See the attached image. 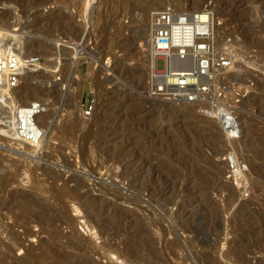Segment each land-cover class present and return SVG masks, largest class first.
<instances>
[{"label": "rangeland", "instance_id": "obj_1", "mask_svg": "<svg viewBox=\"0 0 264 264\" xmlns=\"http://www.w3.org/2000/svg\"><path fill=\"white\" fill-rule=\"evenodd\" d=\"M176 2L160 6L211 11L216 48L236 56L217 101L239 115V135L208 104L150 95L156 65L146 33L160 0H0V30L19 35L36 61L0 129V264H86L76 257L95 247L91 264H264V0ZM26 108L38 112L36 125L48 122L27 142L14 117ZM103 124L113 131L102 133ZM129 161L136 173L126 177ZM76 180L104 206L100 218L87 215L93 202L67 209L59 199ZM43 209L57 216L53 227L34 218Z\"/></svg>", "mask_w": 264, "mask_h": 264}, {"label": "built area", "instance_id": "obj_2", "mask_svg": "<svg viewBox=\"0 0 264 264\" xmlns=\"http://www.w3.org/2000/svg\"><path fill=\"white\" fill-rule=\"evenodd\" d=\"M215 28L214 14L209 10L179 12L169 6L152 14L150 53L156 63L155 73L151 76L152 97L174 104L203 102L209 105V111H218L223 104L217 100L226 94L221 91L220 84L226 80L225 74L231 72L221 65L215 67ZM17 36L19 38L7 36L0 30V129L5 127L3 114L14 89L20 84L22 72L27 65L36 62L34 57L25 55L23 42ZM158 60L164 61L162 71L157 68ZM211 112L209 115L218 120ZM17 113L18 136L31 139L35 130L24 122L21 125ZM221 119L227 129L240 134L236 111L231 109ZM261 252H264V240Z\"/></svg>", "mask_w": 264, "mask_h": 264}, {"label": "bare ground", "instance_id": "obj_3", "mask_svg": "<svg viewBox=\"0 0 264 264\" xmlns=\"http://www.w3.org/2000/svg\"><path fill=\"white\" fill-rule=\"evenodd\" d=\"M177 2V4L178 5H180V6H182V4L181 3H183V0H176ZM233 1V2H232ZM161 2H162V0H160V3H159V6H160V4H161ZM227 2H228V4H229V6L231 7V8H236L237 7V4L238 3H236L237 2V0L235 1V0H227ZM174 3V2H173ZM162 5H164V4H162ZM162 5L160 6V7H162ZM165 5H168V4H166V2H165ZM184 5V4H183ZM157 7V6H156ZM156 7H155V9H156ZM160 7L156 10V11H158V10H160ZM168 7V6H167ZM185 7V6H184ZM162 8H164V7H162ZM166 8V7H165ZM178 11V10H177ZM181 12V11H180ZM53 18H55V17H53ZM51 19V18H50ZM150 28L147 30V33H146V37L149 35V37H148V39L150 38V44H149V46H151V40H152V21L150 22ZM246 24V23H245ZM254 26V25H253ZM252 26V27H253ZM142 27H143V25H142ZM247 27V26H246ZM250 27V28H249ZM247 29H249V30H251V26H249ZM246 30V29H245ZM253 30V29H252ZM264 30V29H263ZM241 31V30H240ZM247 32H249V31H247ZM250 33V32H249ZM216 34H217V32H215V42H214V55H213V58H214V64H215V67H216V65H221L222 67H225V69L226 70H228V69H230L232 66H233V63H234V61H235V58L234 57H236V56H232L231 54H229V53H226V52H222L221 51V47L220 48H216V42H217V39H218V37L216 36ZM17 38H19L18 36H16ZM247 39H248V37H247ZM257 41H258V39H257ZM256 41V42H257ZM261 41V40H260ZM148 42V43H149ZM41 43V42H40ZM44 43V42H43ZM22 44V43H21ZM28 44V43H27ZM259 44H264L263 42L261 43V42H259ZM258 44V45H259ZM147 45V44H146ZM222 45V44H221ZM220 46V45H219ZM261 46V45H260ZM263 46V45H262ZM264 47V46H263ZM150 48V47H149ZM146 50V49H145ZM149 50V49H148ZM146 52H148V51H146ZM149 52H150V50H149ZM150 55L153 57V55L150 53ZM150 59V58H149ZM155 60V59H154ZM152 62V61H151ZM35 62H32V63H30L29 65H33ZM234 64H236V61H235V63ZM155 65H156V63H155ZM28 66V65H27ZM155 68H156V66H155ZM32 71V70H31ZM229 71V70H228ZM230 72H231V70H230ZM42 73H43V71H42ZM154 73H155V69H154ZM154 73H153V75H154ZM25 74V73H24ZM44 74H45V72H44ZM44 74H41L40 72H38V73H36V72H30V73H26L25 75H24V77H27V78H30V77H34V76H36V77H39V75H44ZM227 74V73H226ZM229 75V74H228ZM45 76V75H44ZM235 76V75H234ZM22 79V78H21ZM230 82V81H229ZM224 83V82H223ZM229 86V85H228ZM257 97V96H256ZM255 97V98H256ZM254 99V98H253ZM259 99L261 100V99H264L263 98V96H260L259 97ZM255 100V99H254ZM258 100V99H257ZM259 100V101H260ZM259 103V102H258ZM257 103V104H258ZM110 103H108L107 102V104L106 105H109ZM201 102H199L198 104H195V105H199V106H201ZM204 104V103H203ZM253 104V103H252ZM263 104V101H261V105ZM189 105V104H188ZM224 105V104H223ZM227 105V104H226ZM206 106V105H205ZM203 106H201V108H202ZM226 107V106H225ZM252 107V106H251ZM7 108H9L8 106H7ZM229 108V107H228ZM264 108V107H263ZM27 109V112H29V113H24V114H21V119H20V123H21V125H22V123L24 122L25 123V125H27V124H29V128H31V129H33V130H35V132H34V134H33V136H32V138L31 139H29V138H25V137H21V139L23 140V141H32V140H34L35 139V137L37 136V132H39L40 131V128L42 129L43 127L44 128H46L45 127V125L48 123H43V124H39V125H36L35 124V122H36V120H35V116H36V114L38 113V112H36V110L33 108V109H31V108H26ZM25 109V110H26ZM207 109V108H206ZM226 109V108H225ZM225 109L224 108H219L218 109V111L216 110L215 112H211V111H209V112H211V113H213V114H215L214 115V117H219V116H221L224 112H225ZM209 110V109H208ZM228 111V110H227ZM7 114V113H6ZM9 114L10 113H8V116H9ZM220 114V115H219ZM226 114H229L228 112L226 113ZM6 116V118H7V115H5ZM15 117V116H14ZM10 118H12L11 117V115H10ZM105 120H107V119H102V122H104ZM14 121H15V119H14ZM221 121H222V119H221ZM221 121H219V122H221ZM16 122V121H15ZM52 122V121H51ZM106 122V121H105ZM54 123V122H53ZM76 123V122H75ZM222 123V122H221ZM49 125V124H48ZM71 125V124H70ZM74 125H77V124H73L72 125V127H70V128H74L75 126ZM104 126H101L100 127V131L102 132V133H106L107 131H113V129L111 128V127H108V126H106L105 124H103ZM66 126H68V124L66 125ZM65 126V127H66ZM27 127V126H26ZM43 128V129H44ZM68 128V127H67ZM66 128V129H67ZM61 129V128H60ZM39 130V131H38ZM55 130H57L56 128H55ZM68 130V129H67ZM72 130V129H71ZM54 131V130H53ZM51 132V134H53L54 132ZM235 131V130H234ZM57 132V131H56ZM50 134V133H49ZM55 134V133H54ZM40 135H42V133H41V131H40ZM59 136V135H58ZM56 138V137H55ZM102 140H104V138H102ZM119 161H120V159H119ZM19 165V164H18ZM130 165H132V162L131 161H129L128 163H127V166L125 167V172H124V176H130V175H133L134 173H136V171L135 170H133L134 172L133 173H131V166ZM69 167V166H68ZM253 167H255V169L256 168H258V166H253ZM52 170V169H51ZM256 170H259V169H256ZM55 173V172H54ZM51 176H53L54 178L55 177H57V174L55 175V174H52ZM52 177V178H53ZM74 177V176H73ZM58 179H59V177H58ZM79 179V178H78ZM70 181V180H69ZM71 181H72V179H71ZM75 181V180H74ZM81 181V180H80ZM79 180H76V188H69V187H65V188H61V189H59V190H61V191H59L60 193H59V199L61 198V200L64 202V205H66L65 207H67V201H69V202H83V203H92L93 202V199L95 200H97V198H95V196H93L92 195V193H93V191H92V193H91V191H89V192H86V191H88V190H86L83 194L82 193H80L79 191H80V189L79 188H84V187H86V185H84L83 183H81ZM64 183H65V181H64ZM69 182L67 181L66 182V184H68ZM69 185V184H68ZM75 186V185H74ZM91 190V189H90ZM99 200V199H98ZM38 201V200H37ZM172 201V200H171ZM177 201V200H176ZM175 201V202H176ZM77 202V203H78ZM97 202V203H96ZM98 202L99 201H95V202H93L94 203V205H93V207H92V209H91V211L89 212V214H87V215H89L90 216V218H96V219H98V218H100L101 217V213H102V211H103V209H104V206L103 205H99L98 204ZM90 203V204H91ZM92 203V204H93ZM100 204H101V202H99ZM176 203H178V202H176ZM112 205V204H111ZM33 206H38V202H33V203H29V204H27L26 205V213H30V212H33L35 209H36V207L35 208H33ZM6 207V204L4 205V207L2 206L1 208L2 209H4ZM9 207V206H8ZM68 207H69V205H68ZM68 207H67V209H68ZM7 208V207H6ZM40 211V210H39ZM38 211V212H39ZM44 211V212H43ZM42 212V213H41ZM114 214V213H113ZM38 216V217H37ZM37 216L36 217H34V218H38V219H36L38 222V224L40 225V226H43V224H47L49 227H53L54 226V222H55V220L57 219L56 217H55V215L54 214H52L51 212L50 213H48L47 212V210H45V209H43L42 211H40V213H39V215L37 214ZM113 216V215H112ZM121 215H117V213H116V217L119 219V221L121 220V217H120ZM116 218V219H117ZM31 219H32V217H31ZM64 219V218H63ZM62 219V220H63ZM124 219V218H123ZM103 221V220H102ZM118 221V222H119ZM64 222H66L65 220H64ZM100 223V222H99ZM120 223V222H119ZM102 224V223H101ZM104 225V224H103ZM102 225V226H103ZM45 227H47V226H45ZM48 227V228H49ZM91 227H93V226H91ZM245 227L246 228H244V230H246L247 232H249V231H251V229H250V227H248V223H246L245 224ZM40 228V227H39ZM42 228V227H41ZM9 230H8V234H9V236H11V238L9 237V239L12 241V239H14V241L17 239V235L14 233V232H12L11 231V228H8ZM49 229H51V228H49ZM92 229H94V227L92 228ZM92 229H91V231H92ZM109 229V228H108ZM252 230H254V228L252 229ZM28 231H29V229H28ZM27 231V232H28ZM30 231H31V229H30ZM120 231V230H119ZM118 230H117V232H119ZM139 231V230H138ZM116 232V234H115V236L116 235H119V233H117ZM55 233H56V231H55ZM57 233H60L61 234V232H59V231H57ZM108 233V232H107ZM121 233V232H120ZM124 233V232H123ZM129 233V232H128ZM139 233H140V231H139ZM7 234V235H8ZM60 234H58V235H60ZM125 234V233H124ZM127 234V233H126ZM29 235V234H28ZM62 235H63V233H62ZM62 235H61V237H62ZM69 235V234H68ZM56 236V235H55ZM65 236H67L66 234H65ZM106 236V235H105ZM124 236V235H123ZM7 237V236H6ZM69 237V236H68ZM111 237V236H110ZM114 237V236H113ZM54 238V237H53ZM56 238V237H55ZM73 238V237H72ZM136 238V237H135ZM114 239V238H113ZM119 239V238H118ZM117 239V240H118ZM18 240V239H17ZM54 240V239H53ZM13 241V242H14ZM50 241V240H49ZM16 242V241H15ZM81 241H79V242H77V243H80ZM112 242V241H111ZM119 242H121V241H119ZM126 242V241H125ZM17 243V242H16ZM22 242H20V244H21ZM82 243H84V242H82ZM117 243V242H116ZM2 244H3V241L2 240H0V246H2ZM15 244V243H14ZM18 244V243H17ZM23 244V243H22ZM4 245V244H3ZM80 245H83V244H80ZM130 245V244H129ZM7 246V245H6ZM14 246V245H13ZM12 246V247H13ZM20 246V245H19ZM23 246V245H22ZM78 246V245H77ZM3 247V246H2ZM14 247H17L16 245L14 246ZM21 247V246H20ZM118 247V246H117ZM117 247H116V245L114 244V245H112V246H110L109 247V250H111V252H113V250H116L117 249ZM1 248V247H0ZM5 248V247H4ZM22 248V247H21ZM79 248V249H78ZM78 250L80 251V250H83V249H80L81 247L80 246H78ZM82 248H84V247H82ZM28 249V248H27ZM128 249H130V248H128ZM132 249V248H131ZM32 250H33V248H32ZM86 250V249H85ZM27 251H29V250H27ZM31 251V250H30ZM29 251V252H30ZM35 251V250H34ZM34 251L32 252V253H30V258L31 259H35V257H36V254H34ZM87 251H89V250H87ZM135 251V250H134ZM137 251V250H136ZM8 252V251H7ZM12 252V251H11ZM81 252V251H80ZM122 252V251H121ZM9 253H10V251H9ZM93 253H94V255L96 256V255H99L101 252L95 247V248H92L89 252H88V254L86 253V254H84V255H81V256H78V257H76L77 258V260L80 262V263H86V264H88V263H93L92 262V257L93 256H91V255H93ZM127 253V252H126ZM8 254V253H7ZM129 254V253H128ZM136 254V253H135ZM3 255H5V254H3ZM28 255H29V253H28ZM130 255V254H129ZM137 255H139V254H137ZM122 256V255H121ZM5 257H6V255H5ZM98 257V256H97ZM126 257V256H125ZM4 258V257H3ZM5 259V258H4ZM3 259V260H4ZM30 259V260H31ZM119 259V258H118ZM6 260V259H5ZM142 260H144V259H142ZM32 261V260H31ZM94 261V260H93ZM140 262H142V261H140ZM145 263V262H144Z\"/></svg>", "mask_w": 264, "mask_h": 264}]
</instances>
